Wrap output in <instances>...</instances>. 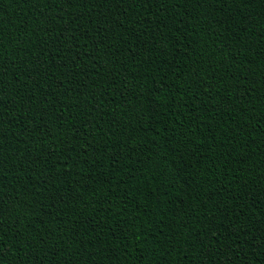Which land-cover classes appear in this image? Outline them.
<instances>
[{"label": "trees", "instance_id": "trees-1", "mask_svg": "<svg viewBox=\"0 0 264 264\" xmlns=\"http://www.w3.org/2000/svg\"><path fill=\"white\" fill-rule=\"evenodd\" d=\"M0 264H264V0H0Z\"/></svg>", "mask_w": 264, "mask_h": 264}]
</instances>
